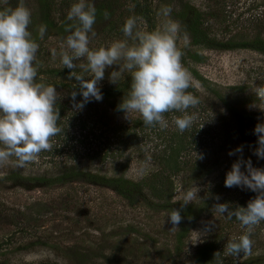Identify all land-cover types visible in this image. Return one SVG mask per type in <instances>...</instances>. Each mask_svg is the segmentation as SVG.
<instances>
[{
    "label": "rangeland",
    "instance_id": "374dc122",
    "mask_svg": "<svg viewBox=\"0 0 264 264\" xmlns=\"http://www.w3.org/2000/svg\"><path fill=\"white\" fill-rule=\"evenodd\" d=\"M89 1V4L96 3L102 12L109 13L107 19L103 16L93 25L95 36L89 34V48H107L122 40H128L131 45L130 38L122 31L117 32L118 21H123L124 16L120 20L117 17L120 11L132 9V3L127 0ZM23 3L35 20L28 30L32 36H37L46 59L44 63L53 69L62 66L59 53L70 33L59 35L46 30L44 38L40 39L35 14L37 4L35 0H23ZM141 3L146 5L145 0ZM146 3H149L151 32L161 29L168 20L179 24L175 15L188 5L200 15L202 27L206 28L210 38L219 43L244 41L255 36L264 38V0H146ZM165 7L172 9L167 17L161 11ZM132 11L129 18L136 19L134 31L147 32V23L138 16V11ZM114 25L115 30L110 28ZM176 45L183 53V66L191 76L194 73L200 79L192 76V95L200 103L187 110L196 117L188 130L181 133L173 123V116L182 115L179 112L164 114L167 128L150 127L145 126L138 113L127 119L124 112L115 114L107 103L95 99L86 103V107L76 109L71 95L57 90L63 97L58 103H63L66 108L63 130L58 134L61 140L52 138L53 147L47 151L50 157H39L26 168L9 166L5 176L14 173L25 179L48 178L73 167L76 171L106 177L122 175L130 183L138 184L156 170L153 156L164 155L176 145L181 149L186 166L202 162L208 167L214 163L209 174L196 180H192L188 172L185 176L171 178L172 203H183L180 197L194 186L200 189V199L190 204L202 205L205 209L193 227L178 239L179 227L170 231L172 225L168 222V212L161 206L163 203L147 195L146 190L134 192L131 200L126 201L113 190L84 180L52 186L30 181H0V264H25L24 254L45 250L49 255L54 253L56 259L45 258L35 264H192L195 248L213 239L217 229L228 220L226 214H218L213 206L227 203L232 207L238 204L247 207V203L255 198L257 193L247 188L225 187L223 176L231 170L228 165L237 154L249 151L247 140L240 135V114L256 123H264V99L255 91L264 86V55L239 48L193 47L180 28ZM53 49L57 52L55 58ZM74 63L77 65L74 69L86 80L92 79L93 74L81 67L86 66V59ZM122 64L120 61L106 69L104 79L97 87L112 83L110 73L119 72ZM128 74L122 72L117 80ZM82 99L80 95L75 102ZM136 119L137 126L134 125ZM81 122H85L82 129ZM116 126H125L128 136L118 135L121 131L114 132ZM228 127L238 133L234 135L233 143L225 146L222 140ZM240 147L242 152H235ZM116 151H121L120 158L110 162L107 157L115 155ZM229 152L235 154L230 156ZM255 162L262 165L263 159L257 157ZM193 232L201 233L198 240V235ZM228 232L222 238L225 243L238 241L246 229L238 221ZM250 238L252 254L248 258H235L233 264H242L251 258H257L253 264H264V221L254 226Z\"/></svg>",
    "mask_w": 264,
    "mask_h": 264
},
{
    "label": "clouds",
    "instance_id": "9594fccd",
    "mask_svg": "<svg viewBox=\"0 0 264 264\" xmlns=\"http://www.w3.org/2000/svg\"><path fill=\"white\" fill-rule=\"evenodd\" d=\"M161 11L167 17L172 9L165 7ZM108 16L109 13L105 11L104 18L107 19ZM67 20L74 23L66 28L70 35L61 45V63L70 70L71 78L72 70L77 67L74 62L86 59V66L81 67H86L93 74L90 80L82 76L75 77L79 90L70 93L74 108L82 109L92 99L102 100L98 82L104 79L106 69L123 61L120 71L111 72L109 79L116 83L122 72L131 74L130 93L119 105L127 119L138 113L145 126L158 125L165 129L168 121L164 114L175 111L182 113L172 117L181 133L192 126L196 117L188 114L187 110L196 107L200 101L187 91L192 86L193 78L181 63L183 53L176 45V35L180 28L177 22L168 20L161 29L140 32L134 31L137 27L136 19L129 18L123 25L122 32L133 41L131 45L128 40H122L113 42L107 48L91 50L89 34L95 36V6L86 0H79L70 7ZM31 22V11L24 5L23 0L15 9L0 11V178L7 174L5 170L9 166L26 168L39 158L41 152L50 151L53 147L52 138L62 131L57 125L60 115L56 108L57 102L63 99L62 95L57 92L56 87L36 82L37 67L34 65L37 64L39 44L28 30ZM46 30V25L39 27L40 39L44 38ZM56 55L57 52L53 49V58ZM255 91L258 97L264 99V86ZM78 93L83 99L76 103ZM254 134L258 138L254 155L264 159V123L255 126ZM242 150L240 147L235 152ZM234 154L229 152L230 156ZM242 164L245 171H241ZM224 186L247 188L257 193L247 203V207L233 208L227 203L213 206L218 214H226L228 219L235 217L246 229L238 241H229L226 244V255L250 256L253 246L251 233L254 226L264 221V169L254 168L250 159L238 160L226 173ZM199 191L194 186L180 197L183 201L181 208H173L168 215V222L172 225L170 231L178 229L182 221L181 211L188 204L200 199ZM193 233L198 235V240L201 233ZM45 258L56 259L55 254L49 255L47 250L24 254L25 264H35Z\"/></svg>",
    "mask_w": 264,
    "mask_h": 264
},
{
    "label": "trees",
    "instance_id": "16d2710c",
    "mask_svg": "<svg viewBox=\"0 0 264 264\" xmlns=\"http://www.w3.org/2000/svg\"><path fill=\"white\" fill-rule=\"evenodd\" d=\"M2 3L0 4V11L5 9H15L21 0H0ZM132 3V9L134 11H138L137 14L140 18L143 19L147 23V32H151L150 27V18H149V3H145L146 5L142 6V0H127ZM37 4V11L36 15L38 19V28L41 25H46L47 30H51L59 35H65L68 31L66 28L68 25L74 23L73 21H68L66 18V12L70 10V7L74 3H78L79 0H35ZM90 3V1H86ZM96 3L94 4V6ZM135 7V8H134ZM142 7V9H140ZM96 8V20H100L104 16V12L100 10L97 6ZM132 9H124L120 11L119 16L117 17L118 20L122 19L124 16L123 21L119 23L120 26L117 32L122 31L123 25L125 24L126 20L129 19ZM142 12H141V11ZM175 19L180 24V30L189 38V43L193 47H203V48H219L221 50H228L232 48H239V49H246L257 52L261 55H264V38H260L258 36L253 37L249 40H241L238 42L228 41L224 43H219L210 38L209 34H207L206 28L202 27V22L200 15L193 10L190 6L184 5L178 13L175 15ZM31 24L32 27L34 23V19L31 17ZM37 22V21H36ZM117 22V21H116ZM112 23V22H111ZM113 24V23H112ZM115 25L110 27L115 30ZM32 38L37 43V36L33 35ZM195 56V55H194ZM197 58V57H195ZM193 58V60H195ZM41 49H38L37 52V64L34 65L37 67V83H42L44 85H52L56 87V90L66 91L68 94L72 93L73 91L79 90L78 82L75 79L76 76H84L80 73L79 70L73 69L72 70V77L69 78L70 70L65 68L63 65L60 67L49 68L45 63ZM198 59V58H197ZM46 60V59H45ZM195 79L199 80L198 77L194 73H192ZM84 78V77H83ZM85 79V78H84ZM130 86H131V74L116 80V83H109L108 85H103L98 87L100 92L102 93V102H105L109 105V109L112 110L115 114H121L123 111L120 110L119 105L122 103L123 98H127L130 93ZM188 92L191 94L194 93L192 86L187 89ZM79 93L77 94L76 98L79 97ZM71 97V96H70ZM86 107V106H84ZM57 110H59L60 119L57 121V125L60 128H63V120L62 118L65 116L63 115L64 111L66 110L63 103L56 104ZM240 120L242 123L240 124V135L241 138L247 140L249 151L244 154H237V156L231 160L228 168L230 169L232 164L237 162L238 160H251L252 166L258 169H264V159L261 163L255 162L257 156L254 155V152L257 148V136L254 134V128L258 124L254 122L249 117H245L244 114H240ZM135 126L139 125L138 120H135ZM134 122V121H133ZM85 122H81L80 129L84 128ZM117 129L113 130L114 132H119L118 135L126 134L127 128L124 126L119 127L116 126ZM63 130V129H62ZM238 131H234L231 127L227 128V132L225 133V138L222 140V144L225 146H229L234 141V135L236 136ZM128 136V134H126ZM247 135L249 137H244ZM59 135L55 136L56 140H61L58 137ZM223 148V147H222ZM125 151V149H123ZM119 152V153H118ZM121 151H116L115 155H110L109 158L110 162H115L118 158H120ZM50 154L47 151H43L39 154V157L44 158L43 156H49ZM50 157V156H49ZM102 160H105L103 157ZM154 163L156 164V170L146 176L144 179L140 181L138 184H132L128 180H126L122 175L121 176H100L98 174L86 173L81 171H76L75 168H67V170H62L56 174L55 177H48V178H22L18 174L10 173L9 175L0 178V181H11V182H19V181H30L32 183H37L42 186H52V185H63L68 184L73 181H80L84 180L85 182H90L95 185H99L104 188H108L113 190L117 196L120 198L129 201L134 195V192L146 190L147 195L154 198L157 201H161L163 204L161 205L164 210L170 213V211L175 209L181 208V202L172 203V191H173V181L172 177L175 175H184L185 173L190 174V178L192 180H196L200 178L204 174H209L211 172V166L213 164L206 167L203 165L202 162H194L191 166H186L187 162L185 161L184 157H181V149L177 148L176 145L170 147L166 154H162L161 156H153ZM262 160V159H261ZM30 164H33L30 163ZM261 165V166H260ZM241 171H245V167L241 166ZM186 174V175H187ZM226 174L223 176V180H225ZM139 192V193H140ZM205 205L207 203H204ZM239 207H243V205H237ZM234 208V207H233ZM205 208L200 206H196L194 204H188L182 211V221L178 225L179 233L178 239H180L184 234L188 232V230L193 227L194 223L198 220V217L201 212H203ZM190 218V219H189ZM235 222L238 220L235 217L224 221V223L217 229L218 233L216 232L213 239H208L206 242L201 243L197 246L194 250V254L192 255V264H233L235 258H243L244 255L241 254L240 256L235 255H226L225 253V240H222L225 234L229 233V229L235 225ZM219 253L218 255H215ZM249 256H246L248 258ZM257 258H251L250 261L244 260L242 264H253ZM38 264H55V263H38Z\"/></svg>",
    "mask_w": 264,
    "mask_h": 264
}]
</instances>
